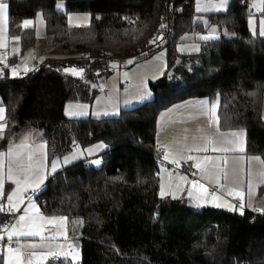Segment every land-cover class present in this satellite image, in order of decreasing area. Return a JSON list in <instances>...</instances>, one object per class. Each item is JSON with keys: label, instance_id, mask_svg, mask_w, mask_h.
I'll return each mask as SVG.
<instances>
[{"label": "trees", "instance_id": "obj_1", "mask_svg": "<svg viewBox=\"0 0 264 264\" xmlns=\"http://www.w3.org/2000/svg\"><path fill=\"white\" fill-rule=\"evenodd\" d=\"M5 1L9 33L19 34L24 47L34 36L23 21L40 14L46 52L86 56L69 60L84 66L83 79L62 74V63L51 60L34 73L0 80L7 118L0 149L25 128L39 131L49 160L76 145L106 144L99 166L85 167L81 160L48 177L34 194L42 213L67 218L69 233L80 243L77 264H264V212L190 210L183 200L163 197L160 164L152 156L160 111L190 99H216L219 128L243 130V153L264 161V37L248 29V0H230L226 11L210 14L219 37L187 56L174 45L192 25L193 0H65L66 11L90 14L85 27L67 24L56 8L61 0ZM166 25L168 68L149 82L151 99L117 116L64 114L67 100L88 98L86 82L108 73L109 61L139 51ZM51 264L71 262L59 258Z\"/></svg>", "mask_w": 264, "mask_h": 264}, {"label": "rangeland", "instance_id": "obj_2", "mask_svg": "<svg viewBox=\"0 0 264 264\" xmlns=\"http://www.w3.org/2000/svg\"><path fill=\"white\" fill-rule=\"evenodd\" d=\"M0 3H5V0H0ZM229 3L230 0H193L194 15L192 16V25L188 27V30L182 32L177 37L174 45L175 52L180 56L198 54L201 51L202 42L219 37V30L214 24H212L209 16L213 13L226 11L228 9ZM198 6L205 10L197 11ZM56 8L65 13L67 24L71 27H85L90 25V14L87 11H66L65 0L57 1ZM248 10V29L253 35L261 36L259 32L262 28H264V23H262L264 22V0H248ZM69 18H71V23ZM166 21L168 22L167 19ZM32 22L33 23L30 27H32L34 42L32 43L29 41L24 47L19 34L9 33L7 11L6 19L4 17H0V58H3L0 59V68L8 67L12 61H15L17 64L16 74H13V69L10 70L9 74V78L13 79L27 75L28 68H34L35 64L42 65L47 60H53L62 63L60 65V71L62 74L83 79L85 76L84 66L71 63L69 60L84 59L85 56L78 53H74L73 55L68 53L49 54L46 52L49 50V48H47L46 44L44 43V39L47 37V34L46 24L43 16L37 14ZM253 28L255 29V32L253 31ZM14 37H19L20 39L17 41L13 39ZM203 37L211 38L203 39ZM145 47L146 43L143 48H141L139 51H136L135 53L119 56L120 58L125 57L127 61V65L125 67H119V57H117L118 59L115 58L112 60L108 68V73L103 76L97 74L92 81L86 82L88 84V98H73L67 100L63 108L64 114L67 117L75 118L117 116L120 113V109L139 105L142 102L151 99L153 94L150 89L149 82H155L165 75V72L168 68V49L167 47L161 45L152 50L151 53L149 52L138 55V53L142 52ZM22 57H24V60L19 63V60ZM179 60L180 57H177L176 62ZM128 61L132 62L128 63ZM70 69H75L77 72H80V74L76 75L73 74L72 71H66ZM125 81L129 83V86L122 93H119V83H123ZM211 104H217L216 99ZM70 105L72 106L71 108H69ZM261 110L262 118L264 119V97ZM66 111H71L73 115H67ZM163 113L164 112L160 113V116L157 117L156 136H158L162 124L161 119H163V117L161 116ZM202 115L203 114L199 112H197L195 115L197 118H199V121L197 122L199 134L203 133L201 130L203 126H208V122L203 123L200 121ZM183 118L190 119L191 117L185 116ZM183 118H178L175 121V124L179 125L182 123L181 121ZM197 118L191 119L188 123ZM203 119L204 118H202V120ZM0 123L6 125L2 131V133H4V131L7 129L5 109L3 111V120H1ZM161 135H159V137ZM242 135L243 147H245L246 138L244 131ZM200 141L203 144H199L200 147H206V149H208L209 145L211 144V149H221L220 147H222L224 143V135L222 133L208 134V138L205 137ZM106 149L107 147L104 142L97 141L88 146H73L60 156H55L49 160L46 154L45 142L37 138L36 135H34L33 138L31 137L30 140L24 139L18 140L14 142V144L11 143L8 147H6L5 150L0 149V154H3L0 155V165H2V167H0V178H2L4 181L3 191L5 193L3 197H0V201H6L11 206L7 200V195H10L16 190V181L19 180L20 187L25 189L21 192L23 202L21 203L14 199L12 203L16 204L15 209H19V207H21L25 201H30L26 205L24 210L25 212L26 209L29 208V205L37 206L34 194L42 187L48 177L71 167L81 160L83 161L86 157L91 159L93 166H99L101 164V154ZM9 150H12L11 156L8 155ZM73 153L76 154L75 158L69 159V161L65 163L64 158L72 157ZM213 154L214 153H210L209 156ZM256 157L258 156L252 158ZM229 158L230 157H226L225 155L218 154L212 157L211 160L206 159L205 164H214L222 169V165H226ZM258 158L259 159H251L249 162H247L248 165L246 168V159L243 156V192L249 187V183L251 184L253 180L256 181L255 179H258L259 181H264V162L260 157ZM96 160H99L100 163H94ZM53 161L58 162L54 171L52 170ZM177 163L180 164L182 162ZM29 165L30 170L25 172L24 169L28 168ZM9 168L12 169L11 175L13 178L11 180L8 179ZM41 180L42 182L39 183V187L28 186L29 184H36ZM35 189L37 190L34 191ZM239 191L241 190L236 188L235 192L230 190L229 192L223 194L224 198L226 197L230 201V203L227 201L229 204L228 206H232V209L234 210L230 209L228 206L222 209L241 213L242 203V212L246 209L244 208V197L243 200H241L240 197L235 196V193ZM230 192L233 194H229ZM247 192V207H251V203H253V201L259 203L260 205H264V189L260 192V195H258L256 188L252 189L251 192H249L248 188ZM214 194L219 195L217 191ZM235 199L239 200L241 205L235 206V204L232 203V201ZM260 205L259 210L260 212H263L264 210H262L263 208ZM51 217L65 216H49L48 218ZM45 223L50 226L48 227L50 230L54 229L57 231L56 233L65 234L63 237L67 241L65 242L62 240L64 239L62 236H54V234H49L47 237H55L50 242L40 239L38 240L36 239L37 236H26L27 239L24 240V243L22 242L20 244L18 238L15 236L14 240L18 246L17 250H15L16 253H10L8 250L0 253V255L2 254V264H48L50 260L59 258L68 260L71 262V264L79 263L81 261V251L74 244L75 239L69 237L70 235L67 228V218L63 222L59 220L49 222V220H46ZM26 226L28 227L26 231L38 230L36 218L27 216ZM0 237H3L1 232ZM33 244L36 245L35 248L29 247V245ZM53 252L58 253L59 255H52L51 253ZM33 253H35V255ZM68 253H71L72 255H67ZM77 253L79 258L73 259V256H75Z\"/></svg>", "mask_w": 264, "mask_h": 264}, {"label": "crops", "instance_id": "obj_3", "mask_svg": "<svg viewBox=\"0 0 264 264\" xmlns=\"http://www.w3.org/2000/svg\"><path fill=\"white\" fill-rule=\"evenodd\" d=\"M47 61H51V60H47ZM110 62L111 61H109V65ZM12 69L13 68L9 69V74H10V70ZM204 101H207L208 103L207 104L202 103ZM214 101L215 100L209 101L206 99H190L180 103H176L159 112L158 117L160 116V113L162 112L164 113L161 116L163 117V119H161L162 124L160 130L158 129L159 130L158 136L155 135V147L163 151V157L165 161H168L170 163H174L173 161H176L175 163L182 162L183 164L196 168L197 170H199L200 173L198 180H190L187 177V175L183 173H173L170 170L166 169L164 166L160 165L158 172L159 194L163 190L166 193V195H164L163 197H170L172 199L183 200V201H186L187 199H191L195 204V208L198 209L205 206L225 208L229 205L228 203H230V201L226 197L224 198L223 194L229 192L230 190L235 192L236 188H239L241 190L239 192L244 193L243 196L245 200L244 208L251 211H257L254 209H260L259 203L253 201V203H251V207H247L246 205L247 204L246 200L248 199L247 189L249 187L246 188L245 191L243 192V156L246 159V168L248 165L247 162H249L251 159H254L252 157L255 156H250L249 158V155L247 156L243 153L245 149V147H243V135H242L243 130L241 129L221 130L218 126L217 110L215 116L210 117L207 114L208 109L212 105L211 103ZM0 108L4 110V108L1 105ZM197 112L203 114L202 117L200 118V121H202L203 123L208 122L207 124L208 126H203V128L201 129L203 132L202 134H199L198 132L197 122L199 121V118L195 116ZM185 116H189L191 118L184 119L183 117ZM180 117L183 118L181 121L182 123L176 125L175 121ZM194 118L197 119L188 123L191 119ZM202 118L204 119L202 120ZM213 133H222L224 135V143L223 146L220 148L228 149V151H213V149H211V144L209 145L208 149H206V147H200L199 144L203 145L200 140L205 137L208 138V134H213ZM231 133H240V135L233 136L231 135ZM2 134H0V139L2 137ZM34 135H36L37 138H39L40 140L44 141L41 138L39 131L25 128L19 130L14 134H11L9 142L4 148L1 149L5 150L6 147H8L11 143L14 144V142L18 140H24V139L30 140V138L31 137L33 138ZM159 135L161 136L159 137ZM210 153H214V154L209 156ZM46 154H47V149H46ZM218 154H222L225 155L226 157H230L229 160L227 161V164L222 165V169L214 164L212 165L205 164L206 158L209 157L211 160L212 157ZM164 155L167 156L168 158L165 159ZM189 157H194L195 159H188ZM196 165H200V167L198 168L196 167ZM225 172H226V177L224 176ZM182 178H186V179H182ZM217 179H219V184L216 182ZM255 180L256 181L253 180L251 183V187H252L251 191L252 189L256 188L258 195H260V192L264 189V181L262 180L259 181L258 179ZM192 181H199V184L203 185V188L199 186L193 187L191 183ZM213 188L214 190L212 191ZM37 189H35L34 191H36ZM189 191H191V196H189ZM216 191L219 193V195L214 194ZM214 196L216 197V199H213ZM4 202L6 205H9L6 201ZM29 202L30 201L28 202L25 201L24 204L21 207H19L20 210L19 215L12 222L9 229H7L4 233V236L6 238H8L9 233L13 229V226H15L17 230L26 231L28 229V227L26 226V218L24 221H20L21 216L35 217L37 221L38 231H42L43 235L46 237L49 234L52 235L54 234V236H62V237L65 236V234L57 235L56 233L57 231H55L54 229L50 230L48 228L50 226L45 223L47 219L43 221L38 219V214L42 215L45 218H48L49 216H58V215H47L42 213L39 209L38 203L37 206H35V208H30L28 206L29 208L26 209V211L24 212L26 205ZM217 204L226 205V206L217 207L216 206ZM260 206L263 208L262 210H264V205L262 204ZM257 212H260V210H258ZM40 225H43V227L40 228L39 227ZM69 235H70L69 237L71 238L72 236L70 233ZM16 237L18 238L20 244L22 242L24 243V240L27 239L26 236H16ZM14 239L15 236L12 237V240ZM36 239L41 240L39 236H37ZM62 240H64L65 242L67 241L65 238ZM45 241L50 242L52 241V239H45ZM17 247L18 246L16 245V247L13 250H17ZM8 249L9 248H4L3 250H0V253H3ZM13 253H16V251H14ZM53 260L55 259L50 260L48 264H51ZM0 261L2 264V254L0 255Z\"/></svg>", "mask_w": 264, "mask_h": 264}, {"label": "snow or ice", "instance_id": "obj_4", "mask_svg": "<svg viewBox=\"0 0 264 264\" xmlns=\"http://www.w3.org/2000/svg\"><path fill=\"white\" fill-rule=\"evenodd\" d=\"M7 7H8V5H7L6 3H0V17H4V18L6 19V11H7ZM58 7H59V6H58ZM203 10H205V9H203V8L200 7V6L197 7V11H203ZM69 21H70V23H71V18H69ZM32 23H33V22H32L31 20H25V21H23V27L27 28V27L30 26ZM262 23H264V22H262ZM250 24H251V22H250ZM161 27L163 28L164 25H161ZM253 31L255 32V29H254V28H253ZM259 34H260L261 36H264V28H262V29L260 30ZM209 38H211V37H203V39H209ZM13 39H15V40L18 41L20 38H19V37H14ZM156 39H158V37H157V38H154V39H153L152 41H150V42H151V43H155V40H156ZM0 59H3V58H0ZM131 62H132V61H128V63H131ZM114 66H115V65H114ZM0 71H2V70H0ZM12 71H13V74L15 75V74H16V69H13ZM66 71H72L73 74H76V75H79V74H80V72H77L75 69H70V70H66ZM81 72H82V70H81ZM202 103L207 104L208 102H207V101H204V102H202ZM71 107H72V106L70 105L69 108H71ZM216 110H217V104H212V105L210 106V108L208 109L207 114H208L210 117L215 116V114H216ZM3 111H4V110H3L2 108H0V120H3ZM66 114H67V115H73V113H72L71 111H66ZM5 126H6V125L0 123V133H2V131H3V129H4ZM231 135L236 136V135H240V133H231ZM25 146H26V145H25ZM41 147H43V146H41ZM97 147H100V146H97ZM205 150H206V149H205ZM213 151H228V149H215V148H214ZM0 155H3V154H0ZM8 155H9V156L12 155V150H9ZM75 156H76V154L73 153L72 157H65V158H64V162L67 163V162L69 161V159H74ZM167 158H168V157L165 156V159H167ZM188 159H195V158H194V157H189ZM206 159H210V158H206ZM254 159H259V158L256 157V158H254ZM173 162L175 163L176 161H173ZM94 163L99 164L100 161H99V160H96V161H94ZM57 164H58L57 161H53V162H52V170H53V171H54L55 168L57 167ZM0 167H2V165H0ZM196 167L199 168L200 165H196ZM29 170H30V165H29L28 168H25V169H24L25 172H28ZM11 171H12V169L9 168V176H8V179H10V180L13 178L12 175H11ZM224 176L226 177V172L224 173ZM182 179H186V178H182ZM40 182H42V180H41V181H38L36 184H29L28 186H29V187H38ZM216 182L219 184V179H217ZM191 183H192L193 187L199 186V187L203 188V185H200V184H199V181H192ZM16 184H17V188H16V190L13 191L10 195H7V200L9 201V203L11 204V206H12L13 208L16 207V204L12 203V201H13L14 199L18 200V202H21V203L23 202V198L21 197V192L25 190V189H23V188L20 187V181H19V180L16 181ZM3 187H4V181H3L2 178H0V197H3V196L5 195V193H4V191H3ZM205 191H206V190H205ZM249 192H251V184H250V183H249ZM160 194H161V196L166 195V193H165L163 190L161 191ZM229 194H233V193L230 192ZM235 195L238 196V197H240L241 200H243L244 193H242V192H236ZM189 196H191V191H189ZM213 199H216V197L214 196ZM216 206H217V207H222V206H226V205L217 204ZM29 207H30V208H35V205H29ZM228 207H229L230 209H232V206H228ZM242 209H243V204L241 205V214H243ZM3 210H4V209H3V205L0 204V211H3ZM232 210H234V209H232ZM254 210H257V211H258L259 209H254ZM37 213H38V210H37ZM25 218H26L25 216H21V217H20V221H24ZM38 219L41 220V221L47 219V220H49V222L56 221V220H59V221L63 222V221L66 220L65 217H51V218H45V217H43L42 215H39V214H38ZM18 223H19V222H18ZM39 227L42 228L43 225H40ZM57 235H60V234L57 233ZM13 236H30V237H32V236H39V237L41 238V240H45V239H54V238H55V237H46V236L43 235V232H42V231H38V230H29V231L17 230L15 226H13V229H12V231L9 233L8 238L11 240ZM0 239H2V237H0ZM29 247H31V248H35L36 245H34V244H33V245H29ZM8 251L11 253V252H14L15 250H13L12 248H9ZM33 254L35 255V253H33ZM51 254H52V255H59L58 253H51ZM67 255H72V254H71V253H68ZM78 258H79V257H78V253H77L75 256H73V259H78Z\"/></svg>", "mask_w": 264, "mask_h": 264}, {"label": "built area", "instance_id": "obj_5", "mask_svg": "<svg viewBox=\"0 0 264 264\" xmlns=\"http://www.w3.org/2000/svg\"><path fill=\"white\" fill-rule=\"evenodd\" d=\"M168 34H169V27L168 25H166L165 30L160 31L159 33H157L156 35H154L152 38H150L149 40H147L146 43V47L142 52H139V54H143V53H151L152 50H154L156 47L164 45V43L166 42L167 38H168ZM155 40V43H151L150 41H152L154 38H157ZM144 43V45H145ZM86 57V56H85ZM119 61V66L121 67H125L127 65V61L125 59V57H121L118 59ZM41 65L35 64L34 68H28V74L34 73L36 72ZM10 68L15 69L17 67L16 62H12L9 65ZM5 68L6 67H2L0 68V80H4L9 78V76L5 75ZM129 86L128 82H123L119 84L118 87V91L120 93H122L127 87ZM77 146V145H76ZM153 159L156 163L164 166L166 169L170 170L173 173H183L185 175H187V177L190 180H198L199 179V170H197L196 168L192 167V166H188L186 164L183 163H169L167 161L164 160L163 157V151L161 149H154L153 151ZM83 164L85 167H89L91 166V159L90 158H85L83 160ZM214 190V188L212 189V191ZM233 203L238 206L241 205V202L237 199L233 200ZM0 204L3 205V211H0V232L2 234V239H0V250H3L4 248H12L14 249L16 247V243L14 240H10L9 238H6L4 236V233L7 229H9V227L11 226L12 222L17 218V216L20 213L19 209H15L9 205H6L4 201H0Z\"/></svg>", "mask_w": 264, "mask_h": 264}, {"label": "water", "instance_id": "obj_6", "mask_svg": "<svg viewBox=\"0 0 264 264\" xmlns=\"http://www.w3.org/2000/svg\"><path fill=\"white\" fill-rule=\"evenodd\" d=\"M22 59H23V57L19 60V63L22 61ZM185 203H186V206L188 207V209H190V210H194L195 209V204H194V202L192 200L187 199L185 201ZM74 244L76 245V247H78V248L80 247V243H79L78 240H75Z\"/></svg>", "mask_w": 264, "mask_h": 264}, {"label": "bare ground", "instance_id": "obj_7", "mask_svg": "<svg viewBox=\"0 0 264 264\" xmlns=\"http://www.w3.org/2000/svg\"><path fill=\"white\" fill-rule=\"evenodd\" d=\"M167 22V21H166Z\"/></svg>", "mask_w": 264, "mask_h": 264}]
</instances>
